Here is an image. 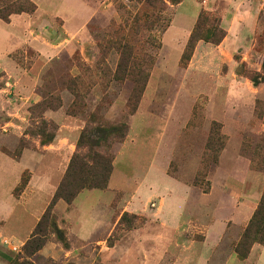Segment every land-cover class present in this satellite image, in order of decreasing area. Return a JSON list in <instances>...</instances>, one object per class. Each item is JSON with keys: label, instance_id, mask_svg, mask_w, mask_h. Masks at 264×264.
Masks as SVG:
<instances>
[{"label": "rangeland", "instance_id": "1", "mask_svg": "<svg viewBox=\"0 0 264 264\" xmlns=\"http://www.w3.org/2000/svg\"><path fill=\"white\" fill-rule=\"evenodd\" d=\"M40 1L39 7L34 0H0L1 21L22 17L20 37L14 38L21 44L9 54L21 73L0 75V149L16 159L0 154V264H141L145 250L156 244L145 233L148 210L145 215L119 209L106 237L96 232L87 239L69 231L76 220L63 226L54 206L42 218L61 161L52 152L17 158L24 147L51 142L61 127L75 142L55 189L78 154V181L87 187L75 207L94 206L107 215L103 203L131 199L141 177L146 188L184 198L186 223L192 221L189 230L168 232L158 264H186L195 255L198 264H224L231 254L242 260L234 247L246 228L244 253L264 235V220L249 226L254 211L240 228L229 222L246 195L264 189V0H79L91 14L82 33L70 37L61 34L59 17L48 19L49 1ZM76 10L73 4L62 10L73 27L85 16ZM48 31L55 37L46 49L40 37L46 40ZM18 86L30 92L16 91ZM139 106L144 124L133 121ZM19 108L28 121L21 129L26 135L17 138L7 111ZM131 134L151 151L136 164L123 149ZM27 166L35 177L33 189L22 196L21 179L27 182L31 174L22 170ZM222 221L226 226L219 233ZM7 234L25 238L14 242ZM47 243L50 249L41 252Z\"/></svg>", "mask_w": 264, "mask_h": 264}, {"label": "crops", "instance_id": "2", "mask_svg": "<svg viewBox=\"0 0 264 264\" xmlns=\"http://www.w3.org/2000/svg\"><path fill=\"white\" fill-rule=\"evenodd\" d=\"M34 1L40 7L41 1L40 0H34ZM48 1L49 2H46V5L48 6V14H49L48 19H50L51 17L53 22H55L56 17H59L61 19V24H60L61 34L64 33L66 37H70V36H73L74 34L82 33V26L85 24L87 18L91 14L90 7H87L85 4H83L79 0H48ZM72 4L75 7L77 6V10L79 9L85 12V16H83V18L80 19L79 24L75 25L74 27L69 25V22H70L69 18L67 19V17L63 15V11H62L66 5L70 7ZM65 9L71 10L70 8H65ZM21 18H22L21 15H15V16H12L8 22H4L0 20V75L14 76V75H18L21 73L20 72L21 67L14 61L12 57L9 56V54L21 44L20 41L15 42V39H14L15 37H20V36H16L17 35L16 26H17V23L19 24V21L21 20ZM48 23H49V20H48ZM172 26H173V22L169 25V28L166 31V33L170 30ZM61 34H59V39L62 38ZM31 35L32 33L28 36V39H25L27 43L33 42L34 39H31L32 37ZM45 35L48 38L45 36L46 38L45 40L42 37H40V41H41L40 44H43L47 49L49 48V46L51 47L52 45L50 39H54L55 36H52L49 33V31L46 32ZM36 41L39 42L38 39H36ZM22 88L23 87L18 86L15 89L16 91L18 90L19 92H22V93L30 92L29 88L27 89H22ZM2 100H3V95L0 93V108H1ZM22 102L25 103L26 101L22 100ZM140 109L141 108L139 106L138 111L133 115V121L138 120L144 124L145 123L144 119L146 117H144L143 114L141 115ZM1 111L2 110H0V112ZM7 113H12L13 115V117H11L10 119L11 120L10 122L6 121L10 126H13V130H12L13 134L11 133L10 134L13 137H17V138H19L20 136L26 135L21 130L24 124L26 123V121H28V115L26 114L25 110H21L19 108V110H15L12 112L7 111ZM48 116L53 118L52 117L53 115H51V113H48ZM7 123L4 122V124H7ZM142 128H143V125H142ZM131 132H132V129H131ZM74 139L69 134H67V132H65L64 129H62L61 127L59 133H57L53 137L51 142H49L48 144H46L40 149L37 147H24L21 150L20 156L17 159L19 160L20 158H22V156L26 152H32L36 154L38 153L40 155L44 153L52 152L53 155L59 157L61 161L60 166L62 168H61L60 173L62 174L65 168V162L68 160L69 156L74 150V142H75ZM138 140H139V137L137 138L134 135L132 136L131 134L130 140L127 141V143L123 147V149H125L128 153L130 152L131 157H132L131 162L135 164L139 156L147 152L148 153L151 152L150 146H148V144L139 145ZM0 154L4 155L5 157H7V159L11 161L16 160L8 156L1 149H0ZM117 159H118V156L116 157L114 161L113 167H115V162ZM24 169L29 170L31 174H30L29 179L27 180V184H26V187L24 188L22 196L27 194L29 190L33 189L32 183H33V178L35 177L34 175L35 169L33 167L27 166V167H24L22 170ZM113 172H114V169H113ZM130 173H131L130 175L131 178H136L135 177L136 170L130 171ZM20 174L18 178L16 177L14 179L13 185L11 187L17 184L20 178ZM61 174H60L59 180L61 178ZM137 176L140 177L141 175H137ZM112 177H113V173L109 177L108 185ZM139 179L136 178L138 182L134 188L135 194L131 197V199L126 198L119 205H116V206L111 205L114 201V198L107 200L106 203H103V207L105 206V204L108 207L107 215H103V216L100 215L99 213L100 208L98 207H94V206L93 207L89 206L88 208L75 207L74 202L78 199V197L85 190L78 192L69 204L66 203L62 199H58L54 204V212L57 213L59 220L61 221V224H63V226L65 225V221L71 224L73 219L76 220L75 224L69 227V231L84 239H87L88 237H90L96 232H99L100 235H102L103 237H106L111 232V230L113 229L115 225V222L117 220L116 215L119 209H122L121 211L126 209L134 213L141 211L145 215H147L148 213L151 222L147 223L149 227H148V230L145 231V233L150 234L153 240L156 241V244L154 245V247H152L153 249L145 250L146 259L143 260L141 264H158L161 254H163L166 251V247H167L166 239L169 237L168 232L169 231L173 232V235H175L179 233L180 230H189L191 229L192 221H191V218H189V223H188L189 225L186 223L187 217H185V214H184V207H185L186 201L184 198L172 197V196L165 197V195L160 194L161 193L159 192L161 191V189H159L160 187H154L153 190L151 189L150 186L146 188L142 186V182ZM59 180L56 182L55 186L52 187V190H51L52 193L54 192L55 187L57 183L59 182ZM147 181H149V179ZM108 189H113V188L108 187ZM90 190H93V189H89L87 191H90ZM155 190L158 191L157 194L154 193ZM162 190H164V187ZM165 190L163 191V193L165 192ZM51 192L50 194H52ZM260 194H261L260 190H254L251 194L246 195L244 199L241 202H239V205L235 206V208L230 213L229 222H233L239 228L243 226L244 224H246V222L250 218L252 212L254 211L260 199ZM154 198L157 199L158 201L155 202ZM151 202L154 203L153 208H149L148 206ZM98 204L100 203L97 202L95 206H97ZM167 204H174L175 206L167 207L166 206ZM44 206L37 212L36 217L34 218V221L38 219L42 210L44 209ZM146 210H148L147 213L145 212ZM112 216H115L113 220H112ZM32 225L28 228L27 233L30 231ZM225 226H226L225 222L223 221L218 222V224L216 225L217 232L219 233L223 232L225 230ZM8 237L12 238L14 242L17 241L19 243H21L25 238L24 237L21 240H15V237L12 234H9ZM103 239L99 240L101 244H103V241H104ZM49 249H50V245L47 243L42 247L41 252H47ZM152 252L156 253V255L153 254ZM153 255H155V257H153ZM150 257H153V259L149 260ZM187 259H188V262L186 261L187 262L186 264L188 263L198 264V258L196 257V255L192 258L190 257ZM116 264H121V263L117 262ZM135 264H138V263H135ZM224 264H264V242L260 244H254L253 246H251L247 257L242 260L237 259V257L234 254L229 255Z\"/></svg>", "mask_w": 264, "mask_h": 264}, {"label": "trees", "instance_id": "3", "mask_svg": "<svg viewBox=\"0 0 264 264\" xmlns=\"http://www.w3.org/2000/svg\"><path fill=\"white\" fill-rule=\"evenodd\" d=\"M82 139L83 137L81 136L78 140V143H81ZM79 160H81V157L78 154H75L73 159L70 161V164L65 172L64 178L61 180V182L58 184L57 188L55 189L51 197L50 203L48 205V208L45 210L42 218H44L45 216L50 217L52 211L51 209L58 199H62L69 204L81 189L87 187L84 181H78L79 179H81L79 175L83 170V169H77L76 167V163H78ZM78 168H80V166H78ZM26 183H27L26 181L21 179V185L23 187L26 185ZM106 185L107 184L105 183L99 187L98 185H92V186L102 189L105 188ZM251 219L252 220L249 226L257 225L258 222L264 220V189L261 193L260 199L257 203L256 209L252 214ZM247 233H248V228H246L242 238L235 244L234 247V251L241 259L246 258L249 252V250L246 253L243 252V247L247 241ZM31 241H32L31 239H28V241L25 243V247L29 246ZM260 241L261 243L264 242V235L261 236Z\"/></svg>", "mask_w": 264, "mask_h": 264}]
</instances>
